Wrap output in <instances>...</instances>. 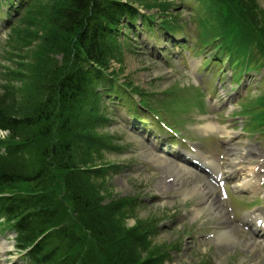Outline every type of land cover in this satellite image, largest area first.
<instances>
[{
    "label": "rangeland",
    "instance_id": "1",
    "mask_svg": "<svg viewBox=\"0 0 264 264\" xmlns=\"http://www.w3.org/2000/svg\"><path fill=\"white\" fill-rule=\"evenodd\" d=\"M62 1L40 0L36 9L32 8V12L30 10L21 17L12 30H0V108H5L9 113H32L33 109L25 108V105L37 95L35 91L38 86L40 91L47 86L46 78L54 73L53 69L57 65L62 63L65 40H61L65 39V36L52 23L55 8ZM123 2L142 8L140 11L143 14L155 16L156 21L166 17L160 11L164 7L168 13L173 14L176 23L183 24L184 31L191 28L195 36L201 34L199 17H195L193 10H182V7L177 9L171 7L169 10L170 5L179 4V0H123ZM231 8L241 12L248 6L233 4ZM163 14L165 16H162ZM235 19L240 21L238 16H235ZM0 28H2L1 22ZM134 34L136 37H130L131 41L125 43L123 51H120L122 46L119 47L118 42L114 43L112 56H106L107 61H110L106 70L144 91L145 97L137 95L138 100L149 102L159 119L168 123L176 132H179L182 126L191 132L187 133L188 136L202 137L196 129L207 122L202 123L207 110L205 104L198 98L199 88H196L194 83L192 86L188 85L191 84L190 80L204 78L207 70L203 68V59L213 57L214 54H210L212 49H209V54L206 53L205 56H194L191 68L177 64L176 56L168 64L160 52H156L154 46L150 45L151 42L146 36L141 35L140 31H135ZM159 36L163 45L166 39L160 34ZM50 46L59 49L52 51ZM174 50L171 49L168 54ZM50 51L55 54H51ZM251 80L248 79L246 84L251 86L250 95L254 97L259 91ZM103 86L104 84L102 86L99 84L95 88L94 94L92 93L94 98L98 96L104 98ZM214 94L213 99L219 104L216 120L229 130L234 129L240 133L233 142H229L231 148L236 149L237 158L238 149L245 145V138L240 139V137L244 132L242 129L246 130L244 127L246 124L243 119L236 117L237 112L222 109V106L224 101L226 102L228 98H236L238 93H230L229 87L226 88V94H229L226 98L219 97V93ZM40 95V98L44 99L43 91ZM81 97L79 104L81 106L77 108V117H79L77 119H83L90 126L91 146L96 144L95 148L98 150L97 147L102 143L97 135L100 134L106 139L105 134H107L111 136V140H106L114 150L107 151L104 141L100 146L102 149L99 147V152L94 153L93 160H86L83 159L85 154L89 155L93 149H89L88 144L85 146L83 144L81 148L77 146V167L83 170L98 165L104 167L89 174L74 171L67 181L64 177L61 179L56 176V179L61 180V186L58 185L53 189L62 195V199L68 197L66 205L72 217V228L76 229L84 240V250L91 258L98 264L110 262L121 264L122 260L130 258L132 254L134 259L138 257L140 262H144L150 256H160L162 253L165 256L172 252L173 259L164 264H264V253L250 241L251 237L245 234L243 226L237 221V218H242L244 209L252 207L248 199L237 197L230 188H227L229 200L226 201L222 198L218 186L207 184L203 179L192 176L189 174L190 170H183L176 162L172 163L167 159L157 160L152 149H145L134 141L138 137L128 126L123 125L122 119L120 122L118 119L115 123L97 127L95 124L98 114L97 105L91 97ZM206 99L212 102L209 96ZM115 110L117 113L123 111V109ZM196 113L204 115H195ZM232 116L235 120L231 119ZM184 118L194 123H185ZM84 135L86 137V134ZM252 136L253 134L247 135L246 142L250 145L257 143V146H254L255 150H251V156L258 157L264 144L252 139ZM208 144L213 146L212 143ZM242 156L243 154L238 158ZM231 158V154H226L224 161L229 172L232 168ZM27 159L31 167L34 165L38 167L41 163V153L33 151L32 156H28ZM6 161L0 160V167L5 164L12 168L5 166L4 169L18 167L17 164L14 166ZM18 171L24 174L33 170L22 168ZM103 171L109 174L105 188L100 186L101 182L97 180ZM180 174L185 175L184 178L188 183L185 193L179 184L171 182ZM29 189L40 191L44 188L30 187L21 183L9 186L8 191L18 190L24 193ZM75 193L81 196L78 197L82 207L78 212L75 206ZM99 198L102 203L98 202ZM123 201L127 203L129 213H124V218L111 217L110 208ZM148 219H154L160 229L147 249L139 246L136 249L133 247L135 243L129 233L134 225ZM110 227H113L115 232L107 236ZM4 228L5 226H0L2 232ZM6 245L9 246L10 243ZM1 249L7 247L3 246ZM4 253V256H0V261H8L12 256H14L12 259H16L18 256V254L11 255L7 250ZM136 260L133 264L140 263ZM14 262L13 260L10 263Z\"/></svg>",
    "mask_w": 264,
    "mask_h": 264
},
{
    "label": "trees",
    "instance_id": "2",
    "mask_svg": "<svg viewBox=\"0 0 264 264\" xmlns=\"http://www.w3.org/2000/svg\"><path fill=\"white\" fill-rule=\"evenodd\" d=\"M33 6L36 9L37 4ZM57 7L52 23L65 36L61 40H65L64 52L62 63L46 78L47 86L42 89L44 99L40 98L42 91L38 86L35 91L38 96H33L25 105V108L33 109L32 113L12 114L0 108V128L9 130V136L4 140L0 138V150L6 148V156L0 160L18 165L15 169H4L7 165H1L0 188L21 183L44 188L40 191L29 189L24 194L7 197L4 200L9 201L7 207H1L6 216L17 220V229L23 232V247L47 231L54 218L67 210L65 203L68 197L60 198L53 188L61 186V180L56 179V176L61 179L64 177L67 181L74 171L81 172V168L76 166V147L89 144L90 130L86 121L77 119V108L80 107V96L86 94L84 81L90 74L88 69L96 64L108 68L110 62L106 56H111L108 53L111 39L120 34L124 19L137 15L123 0H63ZM56 48L59 49L50 46L52 51H56ZM52 51L50 53L55 54ZM33 151L41 153L38 167H31L30 161L26 160ZM22 168L33 171L21 174L18 170ZM78 196L81 197L75 193L76 210L82 207ZM62 224L58 220L57 227L60 228L51 236L54 244L48 245L59 248V253L50 263L98 264L89 254L81 251L84 246L77 232L72 228L70 232L65 225L61 227ZM113 232L115 229L110 227L107 236ZM149 258L153 259L151 256ZM135 259L140 260L138 257ZM135 259L132 254L121 264H133Z\"/></svg>",
    "mask_w": 264,
    "mask_h": 264
},
{
    "label": "bare ground",
    "instance_id": "3",
    "mask_svg": "<svg viewBox=\"0 0 264 264\" xmlns=\"http://www.w3.org/2000/svg\"><path fill=\"white\" fill-rule=\"evenodd\" d=\"M224 128H225L228 132L225 131ZM224 128L221 127L217 122H212V121H210V122L205 123V125H202L201 128L199 127V128H198V131H201V130H202V132L205 133V132H207V131L213 132V131H216V130H217V131L221 132L222 135H223V136H226L227 138H228V137L233 138V137L235 136V134L232 133L231 131H229L228 128H226V127H224ZM232 165H234V166L237 167V169H238L237 173H239L240 175H241V173L245 172V171H246L245 168L248 167V166H240V167L238 168V165H236L235 163H232ZM184 176H185V175L180 174L179 177H175L174 180H173L174 182H176L177 184H179V186H182V185H183V189L181 188V190L183 191V193L186 192L187 187H188V183L186 182V178H184ZM173 181H172V182H173ZM174 182H173V183H174ZM180 184H181V185H180ZM246 186H248V184H247V185H244V187H246ZM164 192L167 193L166 191H164ZM190 192H191V190L188 191V193H190ZM262 236H264V235H262Z\"/></svg>",
    "mask_w": 264,
    "mask_h": 264
}]
</instances>
